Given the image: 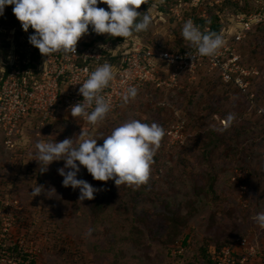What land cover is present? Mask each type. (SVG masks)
Masks as SVG:
<instances>
[{
	"label": "rangeland",
	"instance_id": "374dc122",
	"mask_svg": "<svg viewBox=\"0 0 264 264\" xmlns=\"http://www.w3.org/2000/svg\"><path fill=\"white\" fill-rule=\"evenodd\" d=\"M185 1L192 6L185 9L180 0H148L137 11L151 15L150 29L115 42L129 45L133 39L187 52L195 50L181 35L189 18L204 15L210 21L220 16L227 32H233L238 16H264V0ZM98 6L107 10L106 4ZM89 31L87 42L110 38L95 34L91 26ZM239 53L246 66L259 72L250 79L248 93L224 85L217 73L196 70L182 73L176 88L165 86L132 98L96 126L62 113L63 119L45 130L38 124L27 126L14 152L4 153L0 145V263L200 264V258L206 264L209 253L245 238L260 254L253 263L264 264V229L254 220L264 213V140L255 112L264 106V24L254 27ZM229 115L235 117L231 122ZM134 119L157 123L166 133L144 185L96 181L81 166L77 178L97 191L95 199L80 201L79 189L63 186L59 169L65 161L53 162L41 173L34 160L37 142L71 138L78 144L83 135L100 146ZM237 165L256 176L257 190L254 183L244 191L226 187L224 180ZM241 174L244 181L246 174ZM36 186L43 191L33 197Z\"/></svg>",
	"mask_w": 264,
	"mask_h": 264
},
{
	"label": "clouds",
	"instance_id": "9594fccd",
	"mask_svg": "<svg viewBox=\"0 0 264 264\" xmlns=\"http://www.w3.org/2000/svg\"><path fill=\"white\" fill-rule=\"evenodd\" d=\"M148 0H0V17L5 14L8 6L13 7V14L21 22L25 32L34 29L29 42L37 48L42 56L52 57L60 53L65 56L76 54L78 42L91 34H108L109 37H133L134 34L146 32L152 24V17L137 11ZM99 4H106L105 8ZM181 35L199 57H213L223 47V38L217 33H205L193 21L184 23ZM189 55L195 59L196 57ZM49 60V59H48ZM47 60V61H48ZM114 79L112 66L108 63L91 72L79 88L83 102L71 107L73 118H83L88 124L96 126L104 121L111 108L103 91ZM135 87L129 88L123 96L125 103L137 95ZM95 108L89 112L87 109ZM264 111V110H262ZM235 117L229 115L231 122ZM165 130L157 123H144L131 120L117 127L98 146V140L85 139L80 136L77 144L75 139H65L63 142H37L36 159L40 172L48 171L49 166L56 161H65V166L59 169L64 177L63 186L80 190V201L95 199L97 191L87 181L78 179L81 166L87 169L96 181L113 180L120 185L141 186L150 179L151 164L165 136ZM78 162V163H77ZM70 169V171H66ZM42 186L32 189L33 197L39 196ZM257 225L264 229V213L254 217ZM88 230V235L92 234Z\"/></svg>",
	"mask_w": 264,
	"mask_h": 264
},
{
	"label": "built area",
	"instance_id": "2783aa9c",
	"mask_svg": "<svg viewBox=\"0 0 264 264\" xmlns=\"http://www.w3.org/2000/svg\"><path fill=\"white\" fill-rule=\"evenodd\" d=\"M180 4L185 9L192 6L183 0H180ZM200 18L205 19V16L201 15ZM177 19L184 22V15L177 13ZM189 20L194 22L193 18ZM234 23L237 25L233 24V32H227L226 28L222 31L223 47L213 57H199L196 50L173 52L137 42L133 45H126L122 41L98 42L86 46L84 36L77 44L76 54L65 56L57 53L49 58L39 54L37 48L27 42L21 50H14L7 62L1 63L0 132L6 136V144L15 147L13 139L23 134L33 120L40 129L57 120L62 113L71 114V107L83 102V96L79 93L81 84L91 72L105 63L112 66L114 74L109 87L102 93L111 108L106 119L125 104L123 96L129 88L135 87L137 93L146 94L149 90L165 86L176 88L182 73L195 74L196 70H205L208 75L217 73L225 85L248 93L250 79L259 72L244 64L239 46L248 39L255 26L264 24V16L242 15ZM189 53L196 58L193 59ZM165 75L169 76L170 85ZM94 108L93 104L87 110L91 112ZM262 110L264 106L259 107L260 115L264 118ZM237 176L244 183L242 174ZM245 188L244 184L240 185V191ZM173 254L176 255L175 251ZM259 255L251 241L243 238L236 245L213 253L212 261L215 264H252Z\"/></svg>",
	"mask_w": 264,
	"mask_h": 264
},
{
	"label": "trees",
	"instance_id": "16d2710c",
	"mask_svg": "<svg viewBox=\"0 0 264 264\" xmlns=\"http://www.w3.org/2000/svg\"><path fill=\"white\" fill-rule=\"evenodd\" d=\"M13 7L14 6H8L5 9L4 16L3 17H0V67H1L2 61L3 62H7L9 60L11 54L13 53V51L14 50H16V51L21 50L26 45V43L29 42L30 35L34 34V29H31L30 28L28 30V32H25L22 29L21 22H19L18 19L13 14ZM193 20H194L196 26H198L200 28V30L202 32H205V33H217V34H219L221 36L222 35V31L225 29V25L223 24V21H222V19H221L220 16H215V18L213 20H210V21H208L206 19H203V18H200L199 16H196V17L193 18ZM208 27L210 28L209 31H207V28ZM119 38H122V37H115V38L110 37V38H107V39H104V40H98V41L99 42H108V41L111 40V41H114L115 42V40H117ZM88 39L89 38H86L85 41H84V44L86 46H91V45H93L95 43H98V42H95V43L94 42L93 43L92 42H87ZM122 39H124V38H122ZM21 40H24V41L22 42ZM124 40H126V39H124ZM130 40L132 41L133 44L136 43V40H133V39H130ZM246 40L243 42L244 44H246ZM123 42H125V41H123ZM132 43H130V44H132ZM144 44H145V42H144ZM145 45L146 46H150V47L152 46V47L160 48V49L162 48L161 46H159V44H157V45H154V44L153 45H149V44L146 43ZM186 49L183 47L180 51L185 52L184 50H186ZM37 51L39 52L38 49H37ZM172 51L175 52L174 50H172ZM176 52H178V51H176ZM39 54H41V53L39 52ZM216 75L221 80L220 76L218 74H216ZM206 76H208V75H206ZM209 76H212V75H209ZM227 86L234 87L232 85H227ZM142 94H146V92H139L136 95V97L133 98V99H136L137 97H140ZM251 101H252V103H257L256 98H251ZM255 109H256L255 110L256 114L258 115V117L262 121V137L261 138H262V140H264V118L260 115L259 107H255ZM61 119H63V117L61 118V115H60V117L57 120H55V121L51 122L50 124L42 127L41 129L45 130L46 128L51 127L54 124H57L59 121H61ZM218 119L220 120V118H218ZM33 121L34 122L32 124L35 125V123H37V122H35L36 120H33ZM35 128H37V126H35ZM22 136H23V134H21L19 137H16V138L13 139L14 144H16V146L15 147H12V146H8L6 144V141H7L6 136L2 132H0V145L4 147V148L2 147L3 150H4V153H7L8 151L14 152V150H17L16 147L18 145V141H19V139ZM262 145L264 146L263 143H262ZM252 151H253V148H252ZM263 159H264V152H263ZM237 164H238V161H237ZM242 166L243 165H237V166H235L234 170L232 172H230V174H228L227 179L224 180L227 188H229L231 186V188H233V190H239L240 189V183H241V181L238 179V176L236 174V171L237 170L248 171V170H245V168H242ZM255 177L256 176H253V174L252 175H249V180H247L245 182V185H246L247 188L249 187L250 189H253L252 186H253V183H254L255 184V187L254 188H256V190H257L258 184H256L257 183V180L255 179ZM260 182L263 184L262 181H260ZM223 248L219 249L218 251L215 250L214 252L209 253V255H208L207 259H206V264H215L212 261L213 253H220ZM15 250H17V248H15ZM173 250H174V248H173ZM173 259H175V257H173ZM197 259L200 261V264H203L204 263V261H201L202 259H200V258H197ZM179 263H181V262H179Z\"/></svg>",
	"mask_w": 264,
	"mask_h": 264
},
{
	"label": "crops",
	"instance_id": "0c3cea01",
	"mask_svg": "<svg viewBox=\"0 0 264 264\" xmlns=\"http://www.w3.org/2000/svg\"><path fill=\"white\" fill-rule=\"evenodd\" d=\"M225 121H226V119H222V122H225ZM239 173H245L246 174V176L244 178V183L242 182L245 185V182L248 180L247 177L249 176V174H248V172H245V171H242V170H237L236 174H239Z\"/></svg>",
	"mask_w": 264,
	"mask_h": 264
}]
</instances>
